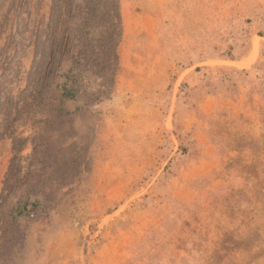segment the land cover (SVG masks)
<instances>
[{"label":"rangeland","instance_id":"1","mask_svg":"<svg viewBox=\"0 0 264 264\" xmlns=\"http://www.w3.org/2000/svg\"><path fill=\"white\" fill-rule=\"evenodd\" d=\"M0 264H264V0H0Z\"/></svg>","mask_w":264,"mask_h":264}]
</instances>
